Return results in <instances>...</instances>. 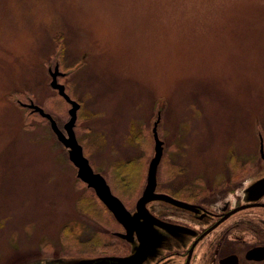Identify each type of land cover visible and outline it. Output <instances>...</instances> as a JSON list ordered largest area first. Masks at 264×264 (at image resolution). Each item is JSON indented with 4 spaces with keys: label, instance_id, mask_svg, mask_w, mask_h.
<instances>
[{
    "label": "rangeland",
    "instance_id": "obj_1",
    "mask_svg": "<svg viewBox=\"0 0 264 264\" xmlns=\"http://www.w3.org/2000/svg\"><path fill=\"white\" fill-rule=\"evenodd\" d=\"M52 74L79 103L82 155L130 207L155 137L159 187L218 176L231 155L262 147L264 0H0V264L126 248L32 108L65 133L70 105Z\"/></svg>",
    "mask_w": 264,
    "mask_h": 264
},
{
    "label": "flooded vegetation",
    "instance_id": "obj_2",
    "mask_svg": "<svg viewBox=\"0 0 264 264\" xmlns=\"http://www.w3.org/2000/svg\"><path fill=\"white\" fill-rule=\"evenodd\" d=\"M260 141L261 148L244 150L239 157L231 155L229 162L233 163L227 164L223 171H215L218 176L204 179L205 174L197 171L195 180L170 179L159 187L156 171L154 193L163 197L144 205L156 220L149 217L151 227L145 222L141 231L132 232L130 240L121 237L125 234L124 227L100 201L119 228L111 234L126 243V248L115 245L112 254L100 258H126L136 253L145 229L154 237L137 264H264V141ZM145 186L146 182L130 207L111 193L134 215ZM155 203L161 204L160 211ZM138 221L144 222L142 217ZM37 258H41L40 252L31 255L28 264L36 263ZM96 258L99 256L92 259Z\"/></svg>",
    "mask_w": 264,
    "mask_h": 264
},
{
    "label": "water",
    "instance_id": "obj_3",
    "mask_svg": "<svg viewBox=\"0 0 264 264\" xmlns=\"http://www.w3.org/2000/svg\"><path fill=\"white\" fill-rule=\"evenodd\" d=\"M51 86L58 90L59 95H61L66 102L69 103L70 108L68 110V120L64 124L63 133L55 124V121L48 114L43 112L39 107L32 106V108L37 111L42 117H45L51 126L52 131L54 132L57 140L67 148L68 159L77 169V177L84 182L88 187L94 190L97 198L105 205V207L112 213L114 218L122 224L125 229V234H122L121 237L130 240L131 234L135 230H142L145 222L150 223L149 228L151 227L150 218L153 220L149 212L144 207L145 203L152 199H162L161 194L154 193L155 187V173L156 168L159 163L162 146L161 142L155 137L154 143V155L149 162V167L147 171V180L146 186L143 190V193L137 203V213L130 214L121 201L114 196L108 185L106 184L103 177L97 173H94L87 161V159L82 155L81 146L77 143L73 127L77 118V110L79 109V103L71 100L68 95L64 92V87L61 84H57L55 80V74H52ZM142 217L144 222H139L138 219ZM150 217V218H149ZM150 221V222H149ZM153 223V222H152ZM142 238L140 239L139 248L136 253L132 254L126 258H114V257H103L89 260H81L79 264H137L143 260L145 253L147 252L149 245L153 240V233L151 231H145L141 233Z\"/></svg>",
    "mask_w": 264,
    "mask_h": 264
}]
</instances>
